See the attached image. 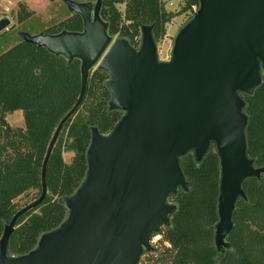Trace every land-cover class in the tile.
Instances as JSON below:
<instances>
[{
    "label": "water",
    "instance_id": "1",
    "mask_svg": "<svg viewBox=\"0 0 264 264\" xmlns=\"http://www.w3.org/2000/svg\"><path fill=\"white\" fill-rule=\"evenodd\" d=\"M198 10L175 36L166 60L160 58L153 26L141 28L140 45L109 35L103 0H63L82 17L80 32L57 35L21 31L28 44L44 47L69 64L81 62L77 103L59 123L42 165L41 196L19 210L0 238V264H140L159 254L151 238L171 227L188 193L180 159L192 152L200 163L216 149L220 178L214 246L222 259L232 250L228 236L246 179L260 180L246 148L248 116L242 93L253 95L264 81V0H197ZM10 20H0V33ZM106 72L109 111L121 118L108 133L91 128L87 173L79 189L59 202L68 209L61 226L44 233L23 256L9 254L18 219L48 194L46 166L59 131L80 106L91 70Z\"/></svg>",
    "mask_w": 264,
    "mask_h": 264
},
{
    "label": "trees",
    "instance_id": "2",
    "mask_svg": "<svg viewBox=\"0 0 264 264\" xmlns=\"http://www.w3.org/2000/svg\"><path fill=\"white\" fill-rule=\"evenodd\" d=\"M187 4L199 7L197 0ZM117 5H124L125 11ZM26 16L20 13L18 21L23 22ZM175 16L161 0H103L101 10L109 35L134 47L139 45L141 28L147 25L153 26L155 41L160 43L166 24ZM82 29V17L72 13L56 28L41 33L57 35L64 30L75 33ZM80 67L77 59L69 64L63 56L56 57L21 38L0 54V238L4 226L22 209L14 200L31 191L37 194L30 203L41 196L42 165L59 123L77 103ZM108 78L98 68L90 71L83 100L64 123L51 149L46 166L48 194L16 222L9 240L10 255H26L37 247L44 233L59 228L66 218L68 209L59 199L73 195L86 176L90 129L97 127L106 134L122 116L119 111L108 110ZM241 95L248 116L247 154L254 166H264V81L253 95ZM16 111L24 118L23 128L12 127L6 118ZM64 150L73 153L70 163L63 159ZM180 168L190 188L188 193L181 191L171 197L178 210L171 218V227L159 232L172 243V249L162 246L161 255L153 253L144 259L153 263L173 260V264H264V174L259 181L253 178L243 182L247 199L237 201L232 217L234 226L228 236L232 250L219 259L213 239V227L218 222V153L212 148L198 164L190 152L180 159Z\"/></svg>",
    "mask_w": 264,
    "mask_h": 264
},
{
    "label": "rangeland",
    "instance_id": "3",
    "mask_svg": "<svg viewBox=\"0 0 264 264\" xmlns=\"http://www.w3.org/2000/svg\"><path fill=\"white\" fill-rule=\"evenodd\" d=\"M74 1V0H73ZM78 2H95L96 0H76ZM189 0H177L171 7L166 5L163 0L161 3L165 6L167 11H171L176 16L166 24L165 35L159 44L160 58L163 60L168 59L170 50L174 44L175 36L178 31L183 28L189 19L195 13V5L187 6ZM121 12L125 11L124 5H117ZM20 13L24 16L27 14L23 22L18 21ZM72 13L66 8L63 0H56L51 2L49 0H0V20L3 17H7L10 20V24L7 29L0 33V54L13 47L19 42L21 31L28 32L31 35H37L43 30H50L56 28V25L60 22L68 19ZM120 39V38H114ZM140 45V40L138 41ZM137 45V47L139 46ZM97 68V67H95ZM20 113H8L6 118L9 124L14 128H23L25 121ZM20 119V120H19ZM63 159L66 163H70L73 158V153L67 150L63 152ZM37 191H31L28 195L22 196L14 200L17 208H23L29 204L31 199L36 197ZM165 230L162 226L160 231ZM162 235V234H161ZM163 237V236H162ZM164 248L160 247V253ZM172 262L164 261L163 264H171Z\"/></svg>",
    "mask_w": 264,
    "mask_h": 264
},
{
    "label": "built area",
    "instance_id": "4",
    "mask_svg": "<svg viewBox=\"0 0 264 264\" xmlns=\"http://www.w3.org/2000/svg\"><path fill=\"white\" fill-rule=\"evenodd\" d=\"M176 1L177 0H163V2L166 4V5H169V6H171V7H173V6H175L174 4L176 3ZM182 1V0H181ZM192 5H195L196 6V8H195V12L198 10V8L199 7H197V5L196 4H192ZM191 5V6H192ZM140 40H141V38H140ZM141 43V42H140ZM151 241H152V245H154L159 251H161L160 250V246L162 247H166L167 249H172V243H170L169 241H167V240H164L163 239V237H162V235H161V233H158V234H155V235H153V237L151 238ZM149 255H151V254H149ZM146 256H148V255H146ZM146 256H144L142 259V262L140 263V264H163V263H153V262H151V261H149V260H147V259H144ZM171 264H173V263H171Z\"/></svg>",
    "mask_w": 264,
    "mask_h": 264
},
{
    "label": "crops",
    "instance_id": "5",
    "mask_svg": "<svg viewBox=\"0 0 264 264\" xmlns=\"http://www.w3.org/2000/svg\"><path fill=\"white\" fill-rule=\"evenodd\" d=\"M17 113H20L19 115H20V117L22 116V114H21V112H19V111H16ZM20 120V119H19Z\"/></svg>",
    "mask_w": 264,
    "mask_h": 264
},
{
    "label": "flooded vegetation",
    "instance_id": "6",
    "mask_svg": "<svg viewBox=\"0 0 264 264\" xmlns=\"http://www.w3.org/2000/svg\"><path fill=\"white\" fill-rule=\"evenodd\" d=\"M20 35V34H19ZM22 40V39H21ZM255 167H257V166H255ZM258 168V167H257Z\"/></svg>",
    "mask_w": 264,
    "mask_h": 264
}]
</instances>
